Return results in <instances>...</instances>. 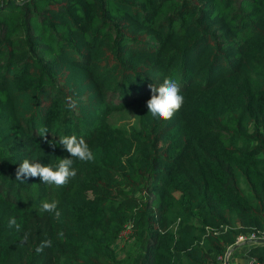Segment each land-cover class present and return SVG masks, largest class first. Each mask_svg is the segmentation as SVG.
Wrapping results in <instances>:
<instances>
[{
	"label": "trees",
	"instance_id": "trees-1",
	"mask_svg": "<svg viewBox=\"0 0 264 264\" xmlns=\"http://www.w3.org/2000/svg\"><path fill=\"white\" fill-rule=\"evenodd\" d=\"M166 77L185 103L161 120L147 101ZM129 110L133 123L116 120ZM72 135L95 160L74 158L66 186L15 179L25 159L71 158L50 142ZM253 231L264 0H0V264H218ZM248 244L264 264V241Z\"/></svg>",
	"mask_w": 264,
	"mask_h": 264
},
{
	"label": "clouds",
	"instance_id": "clouds-1",
	"mask_svg": "<svg viewBox=\"0 0 264 264\" xmlns=\"http://www.w3.org/2000/svg\"><path fill=\"white\" fill-rule=\"evenodd\" d=\"M151 87V98L147 101V108L149 113L161 120H170L174 117L185 103V97L181 92L180 85L175 79L165 78L163 82L157 86ZM71 100V98H69ZM74 107V102L69 105ZM42 137L47 140V129ZM57 143L61 145L69 154L71 158L59 159L57 166L53 167L51 164L44 165L39 162L23 160L16 170V180L24 182L27 178L39 177L44 184L55 185L57 187L66 186L72 178L77 176V169L74 167L75 160L79 161H94L95 156L88 143L83 138H77L75 135L63 136L59 141L50 142V146L55 148ZM43 211L54 213L57 218L61 215L58 210V202L44 201L41 204ZM15 224V220L10 221V226ZM47 242H45V245ZM44 245H42V250Z\"/></svg>",
	"mask_w": 264,
	"mask_h": 264
},
{
	"label": "rangeland",
	"instance_id": "rangeland-1",
	"mask_svg": "<svg viewBox=\"0 0 264 264\" xmlns=\"http://www.w3.org/2000/svg\"><path fill=\"white\" fill-rule=\"evenodd\" d=\"M136 118V112L134 110H129L128 113H126L125 115H123L122 113H118L116 116V120L118 122H129V123H133L134 120ZM130 229L127 228L125 229L122 234L120 235L116 247L117 250L119 252V255L123 258L126 257L127 254L132 250V241L130 239ZM241 245H247L248 242H242V243H238Z\"/></svg>",
	"mask_w": 264,
	"mask_h": 264
},
{
	"label": "built area",
	"instance_id": "built-area-1",
	"mask_svg": "<svg viewBox=\"0 0 264 264\" xmlns=\"http://www.w3.org/2000/svg\"><path fill=\"white\" fill-rule=\"evenodd\" d=\"M253 241H257V242L264 241V231H253L248 234H242L237 239V243H242V242L251 243ZM229 252L230 249L225 253V255L220 257V261L218 264H230L228 257Z\"/></svg>",
	"mask_w": 264,
	"mask_h": 264
},
{
	"label": "crops",
	"instance_id": "crops-1",
	"mask_svg": "<svg viewBox=\"0 0 264 264\" xmlns=\"http://www.w3.org/2000/svg\"><path fill=\"white\" fill-rule=\"evenodd\" d=\"M247 245H241L237 243V246L231 247L229 252L230 264H248L250 259L246 255Z\"/></svg>",
	"mask_w": 264,
	"mask_h": 264
}]
</instances>
